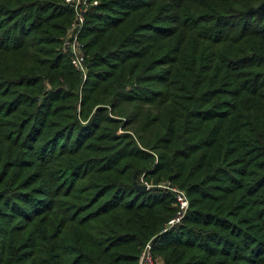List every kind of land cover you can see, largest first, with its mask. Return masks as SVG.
<instances>
[{
  "label": "trees",
  "instance_id": "obj_1",
  "mask_svg": "<svg viewBox=\"0 0 264 264\" xmlns=\"http://www.w3.org/2000/svg\"><path fill=\"white\" fill-rule=\"evenodd\" d=\"M95 1L82 79L63 0H0V264H264V0Z\"/></svg>",
  "mask_w": 264,
  "mask_h": 264
},
{
  "label": "built area",
  "instance_id": "obj_2",
  "mask_svg": "<svg viewBox=\"0 0 264 264\" xmlns=\"http://www.w3.org/2000/svg\"><path fill=\"white\" fill-rule=\"evenodd\" d=\"M63 4L70 9L72 13V20L68 25L64 38L60 44L62 52L66 53L69 57V64L71 67L81 75V78L85 77L84 59L81 54L80 44L78 42V36L82 28L83 17L86 10L89 7L95 6V0H63ZM144 190H148L150 186L144 182L140 183ZM156 187L168 191L173 198L175 213L174 216L167 222L166 228H171L177 225L188 206L187 198L183 191L171 186L169 183H160ZM152 258L149 252V246L146 244L142 249L138 264H152Z\"/></svg>",
  "mask_w": 264,
  "mask_h": 264
},
{
  "label": "water",
  "instance_id": "obj_3",
  "mask_svg": "<svg viewBox=\"0 0 264 264\" xmlns=\"http://www.w3.org/2000/svg\"><path fill=\"white\" fill-rule=\"evenodd\" d=\"M139 191H145L143 187H138Z\"/></svg>",
  "mask_w": 264,
  "mask_h": 264
},
{
  "label": "rangeland",
  "instance_id": "obj_4",
  "mask_svg": "<svg viewBox=\"0 0 264 264\" xmlns=\"http://www.w3.org/2000/svg\"><path fill=\"white\" fill-rule=\"evenodd\" d=\"M140 187H142V186H140Z\"/></svg>",
  "mask_w": 264,
  "mask_h": 264
}]
</instances>
